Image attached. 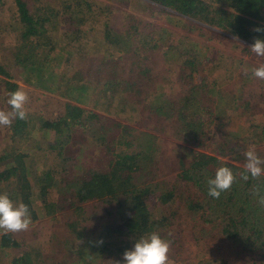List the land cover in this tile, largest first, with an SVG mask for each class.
Here are the masks:
<instances>
[{"label": "trees", "instance_id": "trees-1", "mask_svg": "<svg viewBox=\"0 0 264 264\" xmlns=\"http://www.w3.org/2000/svg\"><path fill=\"white\" fill-rule=\"evenodd\" d=\"M15 1L13 19H0V48L15 43L8 55L0 50V110L11 111L7 100L18 90L17 78L63 93L67 99L71 91L74 98L96 108L75 105L77 117L68 120L42 114L34 117L26 111V119L0 127L11 138L0 154L4 162L0 183L8 182L9 197L28 205L31 220L54 213V231L67 232V227L62 228V209L68 212L66 207L71 206L76 216L71 234L77 243L52 264H94L87 253L101 246L95 264H123V253L153 232L170 241L169 264H183L178 262L182 257L195 256V249L207 250L212 245L221 252L225 244L243 261L221 252L212 258L211 253L203 256L197 264H264V206L255 195L257 189L264 194V175L255 179L249 175L246 181L240 178L246 150L254 149L264 159V79L251 71L243 74L245 80L240 82L250 87L246 102L241 100L242 85L236 93L227 96L228 89H223L218 98L210 99L211 83L203 73L207 66L201 64L209 58L205 46L181 51L173 42L162 41L159 29L148 40L140 29L144 18L109 1L39 0L35 11L30 0ZM113 1L142 7L151 15L189 28L206 23L219 34H223L220 29L226 30L240 37L236 44L243 50L255 39H264V0ZM115 18L119 23L114 24ZM258 27L262 30L255 31ZM87 52L91 54L86 58ZM76 53L81 60L74 59ZM169 55L180 59L175 66H153L156 57L164 63ZM66 64L70 70L61 71ZM166 84L170 86L168 96L158 99V90ZM241 105L251 111L259 105L262 117L252 120L251 113L238 110ZM149 109L158 119L152 125L144 123L149 130L145 135L111 116L131 120ZM239 124L242 133L253 134L255 143L239 134ZM37 132L43 137L38 138ZM52 132L57 136L48 140ZM160 134L180 139L172 141L171 167H163L176 169L172 178L158 179L159 156L152 159L144 153L149 139L165 150ZM18 140L24 147L16 146ZM48 148L58 162L37 164L36 155L49 161ZM221 166L230 167L236 181L216 199L208 195V180ZM84 200L104 207L101 217L112 219L102 243L87 227L77 224L79 202ZM120 222L124 226L119 227ZM186 226L192 231L188 240L183 236ZM49 240L59 242L55 236ZM21 241L15 233L1 235L3 247H25L13 264H32L34 257L46 262L41 251L44 241Z\"/></svg>", "mask_w": 264, "mask_h": 264}, {"label": "rangeland", "instance_id": "rangeland-1", "mask_svg": "<svg viewBox=\"0 0 264 264\" xmlns=\"http://www.w3.org/2000/svg\"><path fill=\"white\" fill-rule=\"evenodd\" d=\"M36 1L37 3H35ZM104 1H109L110 3L120 6L124 10H127L128 12H131L134 15L143 17L144 21L140 29L144 31L145 34L148 35L147 37H145L148 40L151 39L150 34H154L156 30L159 29V31L161 30L162 41L165 40L167 42H173L178 46V48L181 51L188 52L193 47H197V46L200 47L201 45L205 46L209 58L203 59L201 61V64L202 65L206 64L207 67H205L203 73H205L208 81L213 85L212 86L210 84V87H212V89L208 93L210 99L218 98V94L223 93V89H228L226 90L227 96L230 95L231 93H236L240 85L244 86L243 96L241 98V100L243 99L242 102H246L247 98H249L248 89H250V87H248L246 81H243L241 83L240 79L245 80V76L243 75L244 73L249 71L253 73L254 68L258 67L260 64H264V57H258L251 52L250 47L253 44L252 42L249 43V47H246V49L243 50V48L237 46L236 44V42L240 40V37L226 30L220 29V31H222L223 34H219L218 32L212 31L210 27H208V24L206 23H204L201 27L196 28L194 26L193 28H189L187 26H184L180 22L174 23L173 20H167L161 18L160 16L151 15L148 13V11H146L142 7L134 8L131 7L129 4L126 5L117 4L113 0H104ZM29 3H30L29 4L30 8L33 11H35V5L39 4V0H30ZM16 7H17V3L15 0H0V19L3 20L13 19L12 11ZM115 19L116 20H114V24L119 23L118 22L119 19L117 18ZM234 37H238V39H234ZM5 45L6 46L0 48V50L4 51L7 55L10 54V52L14 51L15 43L13 41H11L10 43H6ZM160 45L161 44L159 43V46ZM90 54L91 53L87 52L86 58L90 56ZM169 56L170 57L166 62L161 63L159 59L161 56L159 55V58L156 57L152 61L153 66L156 68L160 66L172 67L175 66L176 62L180 60V59L172 58L171 55ZM74 59L81 60V55L79 53H76ZM70 66H71L70 64L63 65L61 67V71L63 69L65 70V72L69 71ZM104 74L107 73L105 72ZM17 83L19 84L18 89L27 92L29 99L25 105V110L27 112H31L32 114H34V117H36V115L42 114L49 118H54L56 116V118L60 117L61 120H64L67 118L71 119L77 117V114L75 112V105H82L87 109H96L93 106V104H91L89 101L85 102V100L74 98L71 94V91H68L70 93V96H67L69 98L67 99L66 95H63V93H58L56 91H49L47 89L39 88L32 84L26 83L24 80L19 78H17ZM169 91H170L169 84H166L163 89L160 88L158 90V99H165L168 96ZM4 92H6V90H4ZM74 93L76 94L75 90ZM1 104H2V100L0 99V107ZM237 108L245 115L251 113L252 120H255L256 122L258 121V119L262 117L260 115L261 109L259 105L254 107L252 111L249 108H246L245 106L242 105L238 106ZM220 110H224V109L221 107ZM97 111L100 110L97 109ZM111 116L123 122H127L136 128H139L137 131L142 135H145L144 133L149 131L148 128L144 126L145 125L144 123L148 122L150 123V125H152L154 123V120L158 119V116H156L151 109H149V112L143 113L142 116L144 118L142 116L141 117L138 116L132 118L131 120H127L128 118H122V117L120 118L118 115L117 116L111 115ZM143 119L145 122H143ZM242 127L243 126L241 124H239L237 127V129L239 130L238 131L239 134H244L247 141L251 143H255L253 134H250L248 131L245 132L243 131L244 133H242ZM250 129L253 130L254 128H250ZM38 133L39 132H37V134ZM42 135L43 134L39 133L38 138H42L43 137ZM56 136L57 133L52 132L49 135L48 140L50 139L53 140L54 138H56ZM160 137L163 139V143H164L163 147L165 150H162L161 145H157L152 139H149L146 144V147H144L145 148L144 153H146V156L152 157V159H154V157L159 156L160 165L158 166V173H159L158 179H160V177L172 178L176 169L170 170L169 168L168 170L164 168H166L169 165L168 164L169 158L173 157L174 149H173L172 141H175V139L177 140L180 139L176 138L175 136L174 137L167 136L168 137L167 138L166 135L164 134H160ZM8 142H11L10 136L6 134L4 131H0V154L3 152V148L5 147L4 145H6ZM14 143L16 144V146L24 147V143L22 140L15 141ZM48 156H49V161L45 160V158L38 155L34 157V161L40 165L45 163L43 166L47 164L54 165L58 162V159L55 157L54 152L51 151L49 148H48ZM227 157H230V155H227L226 158ZM11 158L12 156L9 157L10 162L12 161ZM151 163H153V160ZM3 165L4 162L0 161V168ZM7 183H8L7 181H2L0 183V193H7ZM79 200H80L79 197L76 196L75 201H79ZM79 203L81 210L79 209L78 214H80V216L78 219H80V223L77 222V224L79 226H83L84 229L88 228L90 234L94 236H98L100 239V243H102L104 240L105 232L107 231L109 224L112 222V219L110 218L109 220L101 217L102 213L106 212L105 211L106 209L104 207H95L94 202L92 200H84V201H80ZM66 209L68 212H65L64 209H62L61 212L63 213L62 228L67 227V232L63 230H60L61 232L54 231L56 228L53 224L57 222L53 220L52 216L54 213H50L46 215L43 214L41 216L39 215V217L32 220L31 226L29 227L28 230L22 232H15V236L18 239H20V241L22 240L25 243L36 238L41 241H44V244L41 247V251L43 252V258L44 260H46V262L41 261L36 257H34V260L31 261L32 264H52L54 262V259L58 258L67 250L71 249L77 243L76 236L74 234H71L73 232V230L71 229V225L73 222L76 223V221H73L72 219H75L76 216H72L73 214H72L71 206L66 207ZM46 211L47 208H45V212ZM96 213H99L100 216L96 215ZM185 219H186V223L191 224L189 217H186ZM69 223L71 224L69 225ZM179 223H181V220H179ZM121 225L124 226L123 222L122 223L120 222L118 226L121 227ZM190 231H191V227L186 226V232L183 233V236L185 237L186 240H188V237L190 236ZM2 233L3 230H0V242H1ZM33 236H35L36 238H34ZM53 236L57 237L59 242L56 243L50 241L49 238ZM84 243L86 245H89V242L86 238H84ZM192 245H194V243ZM192 245H190V247L194 248L192 247ZM101 247H96V249L100 250ZM24 248H25L24 246L7 248V247H3L0 243V264H13L15 257H17V255L21 251H23ZM230 249L231 248L227 244H225L221 252L223 253V255H225V257L226 256L232 257L233 260L238 262L243 261V257L241 256L235 257V254ZM97 250L93 249L92 251L87 253V255L91 258L94 264L100 258ZM196 251L197 253L195 254V256L187 255L186 257H182L181 259H179L178 262L181 261L183 264H197V261H199L203 256L209 255L210 253L213 254L210 255V258H212L213 256L215 257L218 255H222L221 252H218L216 250V245H212V247L207 250L195 249L194 252ZM100 253L102 255H105V253L102 251H100Z\"/></svg>", "mask_w": 264, "mask_h": 264}, {"label": "clouds", "instance_id": "clouds-1", "mask_svg": "<svg viewBox=\"0 0 264 264\" xmlns=\"http://www.w3.org/2000/svg\"><path fill=\"white\" fill-rule=\"evenodd\" d=\"M259 27L255 31H261ZM238 39V37H234ZM250 50L258 57H264V39H255ZM256 78L264 79V64L253 69ZM29 97L26 91L18 89L10 93L7 104L11 111L0 110V126L11 127L15 119H26L25 105ZM246 163L241 179L248 180L249 175L255 179L264 175V159L254 149H248L244 153ZM236 181L232 169L227 166L217 168L214 178L208 180V195L218 199L222 192L231 189ZM255 195L258 203L264 206V194L259 189ZM31 214L27 204L14 202L7 193H0V230L5 234L22 232L31 226ZM170 241L163 238L159 233L153 232L148 237L139 238L131 250L123 253V264H169ZM115 264H120L116 261Z\"/></svg>", "mask_w": 264, "mask_h": 264}]
</instances>
